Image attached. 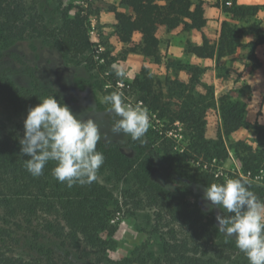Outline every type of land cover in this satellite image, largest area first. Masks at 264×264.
I'll list each match as a JSON object with an SVG mask.
<instances>
[{
	"label": "trees",
	"instance_id": "16d2710c",
	"mask_svg": "<svg viewBox=\"0 0 264 264\" xmlns=\"http://www.w3.org/2000/svg\"><path fill=\"white\" fill-rule=\"evenodd\" d=\"M57 1V18L48 22L35 4L0 0V63L22 67L21 73L31 83L30 87L19 86L8 74L9 68L0 70V264H68L51 257L52 251L44 248V239L60 241L84 258L92 257L97 264L111 263L107 251L116 232L111 223L113 214L123 211L134 217L145 210L151 214L146 222L148 228L141 230L148 238L113 264H249L235 240L226 239L218 231L215 207L206 206L209 202L204 200V191L181 180L178 190L169 191L153 181L159 156L144 138L143 143L130 139L123 146L101 139L97 150L103 153L105 162L97 173L108 177L104 182L96 178L91 184L69 188L53 177L54 161L47 163L40 177L28 173L24 160L29 157L21 155L20 145L24 122L9 125L1 117H27L30 108L49 96L64 104L66 101L55 89L40 86L37 68L27 62L21 42L26 38L51 41L63 58L76 61L86 59L90 52L86 17L79 10L70 15V7L63 5V0ZM118 2L126 12L114 13L117 41L128 53L156 64L160 62V29L201 30L206 25L205 10L211 6L210 0ZM214 5L229 19L221 23L217 42L211 44L203 38L200 45H188L186 51L197 59L220 60L248 48L247 58H252L256 47L264 45V33L256 24L246 31L238 23L248 22L259 11L264 13V6L238 5L236 0H215ZM249 34L256 39L243 45L241 37ZM183 70L184 76L168 84L167 94L153 87L146 71L135 76L129 86L149 111L183 125L189 149L197 157L224 162L228 157L224 139L242 128L252 130L254 145L237 141L231 149L241 173L252 179L262 175L264 182V127L246 123L245 105L241 108L223 96L219 99L221 129L210 136L206 114L212 98H207L208 93L198 97L191 94L204 85L197 77V68ZM242 90L245 92L247 87ZM125 147L135 154L130 155ZM189 153L183 157L191 156ZM170 172L168 168L169 175ZM119 184L125 185L121 200L114 194ZM251 190L264 199V191ZM22 244L30 250L29 255L17 253L16 248Z\"/></svg>",
	"mask_w": 264,
	"mask_h": 264
},
{
	"label": "rangeland",
	"instance_id": "374dc122",
	"mask_svg": "<svg viewBox=\"0 0 264 264\" xmlns=\"http://www.w3.org/2000/svg\"><path fill=\"white\" fill-rule=\"evenodd\" d=\"M27 5H36L39 14L48 22L57 18V0H26ZM215 0H210V5L205 10L206 25L198 31H185L181 27L167 32L160 29L158 64L138 55L128 53L115 37L114 13L126 12L118 0H63V5L69 6V14L74 15L77 10L86 17L87 36L90 43V52L86 59L71 60L63 58L52 46V42H44L34 38H26L21 42V48L29 64L37 68L40 86L46 89H55L66 101V105L75 115H82L86 120L91 118L100 127L102 140L126 145L131 138L127 135L113 134L111 128L118 117L110 110V105L103 102L105 95L112 92L123 93L126 103L133 106L140 103L137 94L129 86L135 76L143 71L153 80V87L162 89L167 94L168 84L178 76H184L183 69L197 68V77L201 80L204 88L194 89L191 94L198 97L208 93L207 98H212V105L207 110L206 122L208 134L215 135L221 129V117L219 112V99L226 97L230 102H236L244 109L246 123H257L264 127V45L261 50L254 51L252 58H247L248 48L239 49L234 56L220 60H201L194 58L188 53V45H200L202 39H207L215 44L218 39L220 25L228 21V17L215 7ZM264 23V13L259 11L251 16L248 22H240L238 26L249 31L252 24L258 25L259 29ZM138 40V35L134 36ZM256 39L254 34L242 36L240 42L244 45ZM115 66V68L113 67ZM9 68V75L15 84L30 87V81L21 72L22 67L14 64L0 63V70ZM116 69L126 73L124 77L116 75ZM158 83V84H157ZM247 90L243 92V88ZM189 92L185 91V93ZM148 110V109H147ZM150 128L144 139L150 143L158 154L156 166L153 172V181L164 186L169 191L180 188L178 181H184L196 188L205 191L208 185L213 183L223 184L227 179L243 178L250 182L254 190L264 191L262 175L251 178L243 175L233 156L231 145L237 141H244L254 145L255 135L250 129H239L224 139V146L228 151V157L224 162L217 159L207 160L197 157L189 149V141L185 129L179 122L171 123L168 119H161L156 113L148 110ZM4 122L11 125L14 122H24L26 117H1ZM130 155L135 152L125 147ZM190 152V153H189ZM186 153L191 156L183 157ZM190 157V158H188ZM170 168L172 173H167ZM100 181H106L108 177L97 173ZM111 185H114L110 182ZM125 185H115L114 194L121 200L120 192ZM205 207V206H204ZM151 212L143 211L136 216H129L124 212L113 214L111 223L116 226V232L111 238V244L107 251V257L113 264L142 245L148 238L142 228H148L147 219ZM223 215L215 208L214 215ZM216 220V224H217ZM45 249H50L51 257L61 263L68 264H97L92 257L84 258L75 250H71L60 241L44 239ZM152 247L155 245L152 241ZM68 248V249H67ZM17 253L23 256L29 255L27 246L24 244L17 247ZM34 252L32 256H35ZM40 257V256H39Z\"/></svg>",
	"mask_w": 264,
	"mask_h": 264
},
{
	"label": "clouds",
	"instance_id": "9594fccd",
	"mask_svg": "<svg viewBox=\"0 0 264 264\" xmlns=\"http://www.w3.org/2000/svg\"><path fill=\"white\" fill-rule=\"evenodd\" d=\"M115 68V66H113ZM118 77L126 73L116 69ZM110 110L118 117L113 134L127 135L133 141L144 142L150 128L148 110L125 102L123 93L112 92L103 97ZM100 127L89 115H75L69 107L49 96L28 110L24 120V136L20 140L21 155L26 170L33 177L44 174L45 166L54 161L53 177L67 187L91 184L105 162L97 150L101 141ZM207 207L223 213L216 216L217 228L226 239H234L236 247L247 257L249 264H264V199L252 190L243 178L213 183L204 191Z\"/></svg>",
	"mask_w": 264,
	"mask_h": 264
},
{
	"label": "crops",
	"instance_id": "0c3cea01",
	"mask_svg": "<svg viewBox=\"0 0 264 264\" xmlns=\"http://www.w3.org/2000/svg\"><path fill=\"white\" fill-rule=\"evenodd\" d=\"M238 5H244V6H249V5H260L264 6V0H236ZM260 31L264 33V23L260 27ZM260 46H257L255 49V52L258 50H261Z\"/></svg>",
	"mask_w": 264,
	"mask_h": 264
},
{
	"label": "built area",
	"instance_id": "2783aa9c",
	"mask_svg": "<svg viewBox=\"0 0 264 264\" xmlns=\"http://www.w3.org/2000/svg\"><path fill=\"white\" fill-rule=\"evenodd\" d=\"M247 177H249V176L247 175Z\"/></svg>",
	"mask_w": 264,
	"mask_h": 264
}]
</instances>
